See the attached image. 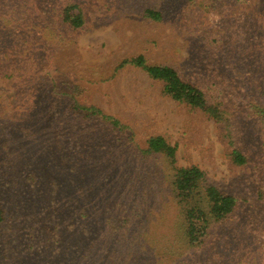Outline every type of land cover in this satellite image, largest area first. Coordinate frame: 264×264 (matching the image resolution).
<instances>
[{
    "label": "rangeland",
    "instance_id": "374dc122",
    "mask_svg": "<svg viewBox=\"0 0 264 264\" xmlns=\"http://www.w3.org/2000/svg\"><path fill=\"white\" fill-rule=\"evenodd\" d=\"M0 17V264H264V0H0ZM137 56L203 86L219 121L118 68ZM156 136L174 165L144 155ZM191 167L237 200L196 246L171 186Z\"/></svg>",
    "mask_w": 264,
    "mask_h": 264
},
{
    "label": "trees",
    "instance_id": "16d2710c",
    "mask_svg": "<svg viewBox=\"0 0 264 264\" xmlns=\"http://www.w3.org/2000/svg\"><path fill=\"white\" fill-rule=\"evenodd\" d=\"M76 9L75 6H66L60 13V21L66 25L68 29L73 31L79 30L83 26V18L81 12L71 14ZM146 19L158 22L161 15L152 10H146L144 13ZM1 21V17H0ZM2 22V21H1ZM33 21L27 19L24 23L31 24ZM13 26H18L16 22H8ZM19 25L18 27L24 26ZM0 26L3 28L4 23ZM16 27V29L18 28ZM124 66L134 67L144 72L153 82H160L163 86L162 93L169 97L172 101L184 104L185 106L199 110L211 119L219 121L216 110L211 108L207 102V93L203 90V86H197L180 76L176 69L170 66L149 65L142 56L125 60L118 66L121 69ZM73 111L82 112L87 117H97L100 120L108 122L113 128H120L121 125L114 118L107 116L94 107L77 105L73 101ZM264 107L260 111H263ZM121 129V128H120ZM147 148L143 152L146 156L155 154L161 155L163 159L172 166L176 162L175 148L171 147L161 136L150 137L146 142ZM231 163L236 166H243L247 162V158L240 150L235 148L230 150ZM173 182L171 184L173 195L180 205L181 216L184 221V238L189 246H196L199 239L206 236V230L212 222H225L229 215L234 211L237 200L235 197L227 195L219 190L218 187L208 185L205 182L203 173L195 167L185 169H174ZM199 196V206L184 210L183 202L195 199ZM3 211L0 208V224L3 222Z\"/></svg>",
    "mask_w": 264,
    "mask_h": 264
}]
</instances>
